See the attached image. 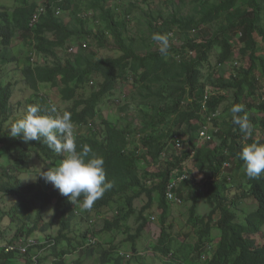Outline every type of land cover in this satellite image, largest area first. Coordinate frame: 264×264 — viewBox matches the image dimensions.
I'll return each instance as SVG.
<instances>
[{
  "label": "trees",
  "instance_id": "1",
  "mask_svg": "<svg viewBox=\"0 0 264 264\" xmlns=\"http://www.w3.org/2000/svg\"><path fill=\"white\" fill-rule=\"evenodd\" d=\"M165 1L175 5L174 0ZM129 6L113 7L109 0H87L85 4L82 0H12L11 7L0 11V157L9 159L10 154H15V174L2 175L0 195L8 200L11 197L9 213L5 212L9 222L21 224L15 238L50 229L53 220L42 223V213L54 205L56 235L47 236V245L37 247L49 251L52 259L37 257L32 264H66L65 257L77 250L83 252L88 239L87 232L80 240L71 237V225L77 216L118 208L116 214L103 220L100 234L124 232L128 218L136 213L134 201L144 196L147 201L137 213L139 226L128 237L129 252L134 255L130 259L118 255L114 237L110 236V242L105 243L109 247L101 251L97 264H129L132 259L135 264L156 260L160 264H264V242L257 239L264 225V174L249 179L244 161L238 158L247 144L264 145V0H194L188 14L175 6L166 17L150 13L145 20L146 33L140 37L129 34L134 1ZM40 8L43 14L30 26ZM59 10L76 14L65 23L57 15ZM80 11L92 15L82 18L77 14ZM154 34L167 37L166 55L160 53ZM175 38L180 45H172ZM17 41L22 43L15 50ZM74 44L80 45L79 51L68 53ZM239 44L241 57L247 59L245 66L233 57ZM109 45L115 48L116 56L102 57L96 51ZM27 46L33 51L21 54ZM64 49L68 56L61 58L60 51ZM34 54L51 64H34ZM13 62L22 74L24 87L31 90L26 110L29 105H37L40 115L69 113L76 129L77 151L88 147L89 156L103 157L106 180L113 187L91 209L72 204L41 176L58 167L65 154L56 153L43 141L25 143L13 138L3 128L10 120L13 124L26 114L25 110L23 116L13 117L9 106L13 85L7 81L5 66ZM233 62L238 65L233 66ZM228 64L233 70L227 76ZM122 86L127 90L121 107L123 115L115 121L103 119L101 132L95 120ZM50 88L59 89V100L67 104L65 110H59L53 99L52 104L48 103L51 98L43 92ZM206 93L209 96L204 104ZM233 104L243 105L240 115L247 116L253 126L251 137L233 124ZM54 107L57 111H52ZM213 113L217 114L213 122L218 132L200 144L197 132L205 116ZM183 127L186 131L182 132ZM175 135L182 138L181 150L160 160ZM133 149L140 153L135 154ZM32 153L42 169L34 182L21 184L16 173L21 167H32ZM186 163L191 166L190 177L175 191L181 203L182 197L192 203L185 227L179 232L183 236L180 246L168 230L171 227L165 228L169 205L180 204L168 202L165 190ZM152 166L153 172L148 171ZM147 179L152 180L150 187L144 185ZM122 196V203L115 201ZM201 198L208 207L203 216L196 211ZM242 203L256 206L241 220L236 209ZM153 206L161 210V228L152 253L135 244ZM214 230L219 231L218 237ZM138 252L143 254L135 255ZM148 253L153 254L152 259L145 258ZM0 256L8 259L14 253L1 252Z\"/></svg>",
  "mask_w": 264,
  "mask_h": 264
},
{
  "label": "rangeland",
  "instance_id": "2",
  "mask_svg": "<svg viewBox=\"0 0 264 264\" xmlns=\"http://www.w3.org/2000/svg\"><path fill=\"white\" fill-rule=\"evenodd\" d=\"M85 1L82 0V2L85 4ZM134 1V6L131 9L130 13V26H129V34L131 36L140 37L141 35L146 33L145 28V20L147 19V14H155L160 15L162 17H166L168 14L172 13L174 10V6L181 9L182 14H188L192 11L194 0H184V3H180L179 0H174V6L170 4L168 1L165 0H146L145 3L142 2V0H109L110 5L113 7L121 6L122 4L125 5L126 8H129V2ZM221 0H211L212 3H217ZM183 4V5H181ZM12 6V0H0V11L3 8L11 7ZM143 10V11H142ZM66 13L62 12L58 15L63 22H68L72 19V16L76 14V12ZM78 16L83 15V12H77ZM21 41L15 42V50L20 48ZM76 45V44H75ZM172 45L178 46L180 45V42L178 39H173ZM242 47V44L236 45L235 49L233 51V57L234 59H238L240 64L243 66L247 65V59L241 57L239 53V49ZM84 49V48H83ZM33 50H30V48L24 47V50H21V54H29ZM79 49H77V52ZM96 51L99 53L100 56H116L117 53L115 52V48L112 45H109L103 49H96ZM60 57L65 58L68 56L66 54V50L60 51ZM34 64H42L46 62V64H51V61L43 60L41 56L38 54L33 55L32 59ZM212 62H214V57L211 59ZM5 70L8 76V82L13 85V95L10 99L9 106L11 107V113L13 114V117H21L24 115L26 110V101L29 99L31 95V90L24 87V84L22 82V74L20 70L18 69L17 63L13 62L7 66H5ZM232 67L228 64L225 67V73L228 76L232 72ZM58 88H50L47 90H44L43 93H46L48 97L51 98L52 101L55 102L59 110H65L67 107L66 103H63L59 100L58 96ZM127 94V90L124 86L120 87L117 92L114 94L112 98L109 99L106 106L103 107L101 110L100 116L95 120V126L96 128L101 131L102 130V120L107 119L109 121H115L119 119L123 112L121 110L122 105L124 104L123 97ZM129 116L131 117L132 113L129 112ZM13 120V119H12ZM10 120L8 123H6L3 128L9 131L11 126L14 124H11ZM11 124V125H10ZM73 131L76 132V129L73 128ZM181 131H186L185 127L181 129ZM102 132V131H101ZM187 133V132H185ZM184 136V137H183ZM182 137L185 138V135ZM206 141H200L198 143L202 144ZM1 145V144H0ZM32 167L26 169L24 167H21L19 169V173H16V176L18 177L21 184H28L30 182H34L37 179V175L40 173L42 169V164L35 158L34 153H32ZM3 155L0 157V183L2 182V175L7 174L9 176L14 175L13 171V164L15 159V154H10L9 159L2 158ZM7 160L5 164H2V161ZM23 168V170H22ZM185 169L188 171L191 170L190 163H186ZM26 172H25V171ZM148 171L152 170V167L147 168ZM24 172V173H22ZM188 172V177L189 176ZM124 199V196L118 197L115 199L116 202L122 203V200ZM147 199L144 196H140L138 199L134 201V210L136 213L128 218L127 220V230L124 232L120 231H113L110 233L111 237H114V244L113 247H115L117 250H119L122 253L129 252L131 250V241L129 240V236H133L135 234V231L137 227L139 226V222L137 221V213L138 210L146 203ZM11 197L8 200L5 197H2L0 195V242L3 244H7L8 242H11L15 239V233L20 228L21 224L15 220V222H9V216L6 217V213H9V208L11 205ZM191 202H185V199L182 197V203L179 206H173L169 205L168 210V218L165 221V228H168L169 232H171L172 237L176 240V242L182 246L183 242V236L180 235L181 228L185 227L184 223H186V220L188 218V211L191 206ZM155 206V205H154ZM153 206V208H154ZM254 203H242L237 207L236 214L240 219L242 220V216L246 212H250L255 209ZM38 208V205L35 206ZM35 208V209H36ZM4 211V212H3ZM115 211H118V208H110V209H102L99 211V213L93 212L90 213L86 217H80L77 216V218L72 222L71 228H72V235L74 239L80 240L86 235V232L89 234L91 230L94 231V235L97 238V244L91 248H89L86 251H79L77 250L73 254H68V256L65 257L66 264H97L99 254L103 249H107L109 246L105 244V234H100V231L103 227V220L106 218H111L113 216V213ZM197 214L203 216L208 213V207L204 200V198H201L198 201L197 206ZM3 212V213H2ZM160 214L161 210L158 208H154L152 210V213H148L147 218L148 223L143 230V233L141 234V237L138 242H136L135 247L136 248H144L148 250V252L152 250V246L155 243V241L158 238L159 231L161 228V221H160ZM54 215V205L51 207L45 209L42 213V223H48L50 220H53V226L48 229L45 233H34L33 235L28 236V238H32L35 240H38L40 242L46 240L47 236L54 237L56 235V232L58 230L57 225V219H53ZM151 217H153L151 219ZM213 234L218 237L219 231L214 230ZM83 236V237H82ZM261 242H264V225L261 228L260 234L257 238ZM1 244V245H3ZM152 253H148L145 258L152 259ZM1 254V249H0ZM33 255L37 256L38 259L42 257H47L49 260L52 259L50 256L49 251L40 250L37 247L35 249H31L27 255H18L14 254V257L12 258H5V256H0V264H32L31 257ZM48 262V261H47ZM129 264H135L134 260L132 259L129 261ZM150 264H160L157 260L151 261Z\"/></svg>",
  "mask_w": 264,
  "mask_h": 264
},
{
  "label": "clouds",
  "instance_id": "3",
  "mask_svg": "<svg viewBox=\"0 0 264 264\" xmlns=\"http://www.w3.org/2000/svg\"><path fill=\"white\" fill-rule=\"evenodd\" d=\"M153 39L160 44V53L166 55L167 37L154 34ZM243 111V105L233 104L230 109L232 122L239 127L242 134L251 137L253 126L247 116L240 115ZM39 113V106L29 105L25 116L9 129L11 137L21 138L25 143L43 141L56 153L65 154L58 167L44 172L41 176L72 204L80 203L84 209H91L113 187L112 182L106 180L103 157L89 156L91 149L88 147H84L83 152L77 151L74 126L69 113L58 116ZM238 158L244 161V171L249 179H258L264 174V145L247 144L238 154Z\"/></svg>",
  "mask_w": 264,
  "mask_h": 264
},
{
  "label": "built area",
  "instance_id": "4",
  "mask_svg": "<svg viewBox=\"0 0 264 264\" xmlns=\"http://www.w3.org/2000/svg\"><path fill=\"white\" fill-rule=\"evenodd\" d=\"M61 13V11L59 10L57 12V15H59ZM43 14V9H37L36 13L34 14L33 18L31 19L30 22V26H32L39 18V16H41ZM92 15V12L80 15V17L82 18H87L89 16ZM171 36V35H170ZM81 47L84 48L85 45L84 43L81 44ZM80 48L79 44H74L69 46L67 52L68 53H76L77 49ZM233 66H237L238 63L237 62H233L232 63ZM208 94L206 93L204 96V104L206 103L207 99H208ZM43 97L45 98V96L43 95ZM48 103L52 104L51 99H48ZM55 111H57V108L54 107ZM217 116V114L213 113L210 115L205 116L204 119V123L203 125L200 127V129L198 130L197 134H198V142L200 141H208L211 139V137L216 134L218 132V127H216L214 125L213 119ZM75 134V132H74ZM170 145L167 148L166 152H164L161 157L160 160H163L167 155L169 156L170 154H177L179 153V151L182 148V138L179 136H173L170 140ZM133 152H135V154L140 153L139 150L133 149ZM194 154V152H191L190 157H192ZM154 170V166H152V170L151 172H153ZM179 173V172H178ZM188 172L186 169H184L181 173H179L178 175L176 174L175 180H172L169 182V184L166 187L165 190V197L166 200L168 202H171L173 204L179 205L181 204V199L176 195L175 191L177 190V188L179 187L180 183L188 180ZM144 185L147 187H150L152 185V180L151 179H147L144 181ZM116 214V212H115ZM94 231L91 230L89 237L87 239V243L85 245V247H83V249H87V248H91L93 246H95L97 244V238L95 237V235L93 234ZM40 245H47L44 241L40 242L38 240L32 239V238H28L26 236H22V237H18L15 238L13 241H11L8 244H3L2 246H0V249L7 254L10 253H15L18 255H27L28 251L30 249H35L36 247L40 246ZM83 250V251H84ZM118 255H120L121 257L125 258V259H130L134 254L131 252H118ZM142 252H138L135 255H142ZM31 262L36 263L37 262V256H33L31 257Z\"/></svg>",
  "mask_w": 264,
  "mask_h": 264
},
{
  "label": "crops",
  "instance_id": "5",
  "mask_svg": "<svg viewBox=\"0 0 264 264\" xmlns=\"http://www.w3.org/2000/svg\"><path fill=\"white\" fill-rule=\"evenodd\" d=\"M4 163H5V161H4ZM101 235H103V234H101ZM104 239H105V243L106 242L109 243L111 240V237H110V235H105Z\"/></svg>",
  "mask_w": 264,
  "mask_h": 264
}]
</instances>
